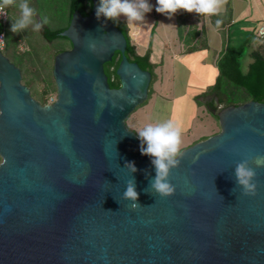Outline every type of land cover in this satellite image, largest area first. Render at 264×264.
Wrapping results in <instances>:
<instances>
[{
    "label": "water",
    "instance_id": "1",
    "mask_svg": "<svg viewBox=\"0 0 264 264\" xmlns=\"http://www.w3.org/2000/svg\"><path fill=\"white\" fill-rule=\"evenodd\" d=\"M99 2L70 0L66 27L39 30L70 43L52 58L51 102L0 52V264H264V54L225 48L218 70L252 98L218 110V131L181 149L162 197L124 123L147 97V57L133 55L122 21L96 16ZM225 96L217 80L197 99L212 112ZM243 161L255 195L237 180Z\"/></svg>",
    "mask_w": 264,
    "mask_h": 264
},
{
    "label": "trees",
    "instance_id": "2",
    "mask_svg": "<svg viewBox=\"0 0 264 264\" xmlns=\"http://www.w3.org/2000/svg\"><path fill=\"white\" fill-rule=\"evenodd\" d=\"M70 0H28L29 6L36 10V15L41 23H43V18L46 17L48 20L47 24H43L47 30H54L58 28L66 27L67 24V14L68 5ZM19 2V0H18ZM8 13V17L5 18L4 22L0 21V31L4 33V48L1 53L12 62L20 70L21 77L20 82L29 89L30 95L36 99L40 104H46L50 102L49 94L55 97V88L51 76V63L53 55L56 52L64 50L70 47V43L66 38H53L50 40L49 44L41 36L39 31L34 30V23H37L34 17V23L30 24L26 29L19 33H13L11 29V24L13 20L18 18L20 15V10L18 7H8L5 9ZM185 13V14H184ZM187 12L178 14L175 18V26L177 39L182 41V48L184 52H191L206 47V37L204 26L201 23L197 26L194 21H188ZM210 19L218 21V25L222 26L228 21V14L215 13L209 16ZM226 17V18H223ZM118 21H122L124 25V34L127 38L128 46L132 47L133 55L146 56L147 63L149 64V70L151 73V78L147 87V96L153 92L152 84L156 80V74L154 69L160 65V61H154L150 57V51L146 50L139 52L137 45L134 44L128 34V26L123 19L118 18ZM256 27V26H255ZM255 28L253 29V33ZM248 37L244 38L242 42L237 45L224 43L223 48L220 49L218 56L216 58V63L221 55L225 52V48L230 46L233 54H238L244 47L247 46L246 42ZM20 44L23 45V49H19ZM66 47V48H65ZM258 54H264V43L259 44L256 48ZM215 63L216 76L211 85H209L201 94H197L194 98L196 101L203 103L201 100L197 99L201 95H208L214 89L215 84L218 80V90L225 93V98L223 101H216L214 109L209 111L205 104V108L212 113L216 118V112L227 105H237L245 101L251 100V91L242 83H237L230 79L225 74H222ZM38 86V87H37ZM234 90H240L244 93V98L236 100L231 95ZM144 103V102H143Z\"/></svg>",
    "mask_w": 264,
    "mask_h": 264
},
{
    "label": "rangeland",
    "instance_id": "3",
    "mask_svg": "<svg viewBox=\"0 0 264 264\" xmlns=\"http://www.w3.org/2000/svg\"><path fill=\"white\" fill-rule=\"evenodd\" d=\"M255 10L256 9L253 11L255 12ZM170 23L174 24V20L170 21ZM257 23L258 22H256L255 25ZM174 31L175 29L168 25L167 22L164 31H160L157 36H152L155 54L157 53V55H159L158 61L161 62L160 65L154 69L156 80L152 84L153 92L146 97L143 101L144 103L142 102L137 105L127 115L124 119V123L127 128L133 131L149 124L155 125L171 121L173 125L180 130V147L182 149L218 131L217 119L205 108L203 103L196 101L194 98L198 90L205 89L214 81L213 78L216 75V70L214 66H210L209 62L205 69L196 67L193 58H197L201 52L194 53L191 56H183L177 53L179 47L173 45V43H175ZM229 34L230 44L233 43L234 45L242 42L244 38L248 37L250 39V35H252L251 41L253 38L257 40L252 30H247L241 36L236 37L232 29ZM212 39L215 40L216 43V37ZM164 41L165 44L163 45L162 43H164ZM132 42L136 44L135 40H132ZM210 42L213 43V41ZM214 45L215 44H212V47H214ZM18 48L20 50L23 49V45L20 44ZM137 48L141 50L142 45L138 44ZM245 48H247V46H245L244 49ZM175 56L177 58H175ZM186 56H190V60L189 58H185ZM180 60H184L185 64H182ZM53 95L49 94V100L53 99L51 98ZM232 96L236 100L245 97L244 93L240 90H234L231 98ZM133 132L137 135L135 131Z\"/></svg>",
    "mask_w": 264,
    "mask_h": 264
},
{
    "label": "clouds",
    "instance_id": "4",
    "mask_svg": "<svg viewBox=\"0 0 264 264\" xmlns=\"http://www.w3.org/2000/svg\"><path fill=\"white\" fill-rule=\"evenodd\" d=\"M156 11L169 16L178 10L195 12L198 15L210 16L218 12L222 0H156ZM16 6L20 10L18 18L13 20L11 31L19 33L34 23L36 10L29 6L28 0H0V16L8 17L6 8ZM152 11L149 0H100L96 10V16H103L108 20L116 21L121 15L126 17L130 24H140L145 22V14ZM46 17L43 23H34V30L39 31L43 24H47ZM5 39L0 36V48H3ZM1 52V51H0ZM137 133L141 141L140 152L142 155L152 157V163L156 168V177L152 187L162 196L166 197L173 193L174 187L167 182V177L171 168L178 167L180 160L177 158L182 155L180 130L171 121L149 124L143 128L133 130ZM144 145H147L146 147ZM257 164H264V157L257 158ZM247 161L239 163L236 167L238 182L243 185L245 194L255 195V184L250 183L256 175L255 170L247 167ZM131 170L135 171L134 164ZM135 191L134 182L129 181L125 198L133 201L138 199ZM132 208L137 204L133 203ZM111 211V210H109Z\"/></svg>",
    "mask_w": 264,
    "mask_h": 264
},
{
    "label": "crops",
    "instance_id": "5",
    "mask_svg": "<svg viewBox=\"0 0 264 264\" xmlns=\"http://www.w3.org/2000/svg\"><path fill=\"white\" fill-rule=\"evenodd\" d=\"M149 3L152 5V11L145 14L144 23L130 24L127 21L126 17H124L123 15L119 17L120 19H123L125 23L127 24L129 37L132 40L136 41V45L138 44L142 45V49L139 50V52H142L148 48L150 51L151 59L154 61H158L159 55H157V53L155 54V50H154L155 48L152 42V36L153 35L157 36V34L160 31L161 32L164 31L167 25V22H168V25H170L172 28L175 29L174 31L175 43H173V45L175 47H179L177 53L183 56L185 55L191 56L194 53L201 52L200 55H198L197 58H193V60L195 61L197 68L201 67L204 69L207 68L206 66H208V62L210 66L212 65L215 67L216 58L218 56L220 49L223 48L224 43H227V42L230 43L229 33L232 29L236 37L241 36L247 30L253 31L255 26L261 20L264 19V14H263L264 0H222V3L219 6V10L217 13L219 14L223 13L225 15L226 13L228 14V21H226V23L222 26L218 25L219 19H217L218 21H216V18L215 20H212L210 19L209 16H206V15H198L195 12H192V13L187 12L186 18L188 19V21L190 22L194 21V23L196 22L197 26L200 25L201 23L203 24L207 43H206V47L203 49H199V50H195L191 52H184L182 48V41L177 39L175 18L177 17L178 14H181L186 11L178 10L175 14L169 16L168 14H162L156 11V6H157L156 0H149ZM254 9H256L255 12L253 11ZM223 18H226V17H223ZM172 20H174V24L170 23V21ZM256 22L258 23L255 25ZM213 37H216L217 39L216 43H215V40L212 39ZM251 37L252 35H250V39ZM250 39H248V41L246 42L247 48L251 50H256V48L260 44V41L255 40L254 38L252 39V41ZM210 41H213V43H211ZM162 44L164 45L165 41ZM212 44H215L214 47H212ZM190 56H186L185 58H189L190 60ZM175 58L177 57L175 56ZM180 62L182 64L183 63L185 64L184 60H180ZM215 70H216V67H215ZM213 79H215V77ZM211 80H212V77H211ZM205 89L198 90L195 93V95L201 94Z\"/></svg>",
    "mask_w": 264,
    "mask_h": 264
},
{
    "label": "built area",
    "instance_id": "6",
    "mask_svg": "<svg viewBox=\"0 0 264 264\" xmlns=\"http://www.w3.org/2000/svg\"><path fill=\"white\" fill-rule=\"evenodd\" d=\"M5 18L4 16H0V21L1 22H4L5 21ZM254 35H255V38L260 41L261 43H264V19L261 20L255 27V31H254ZM0 36H2L4 38V33L3 31H0ZM4 48V46H3ZM3 48H0V51L3 49Z\"/></svg>",
    "mask_w": 264,
    "mask_h": 264
},
{
    "label": "flooded vegetation",
    "instance_id": "7",
    "mask_svg": "<svg viewBox=\"0 0 264 264\" xmlns=\"http://www.w3.org/2000/svg\"><path fill=\"white\" fill-rule=\"evenodd\" d=\"M53 99H54V98H53ZM53 99H52V100H53ZM52 100H50V102H51Z\"/></svg>",
    "mask_w": 264,
    "mask_h": 264
}]
</instances>
